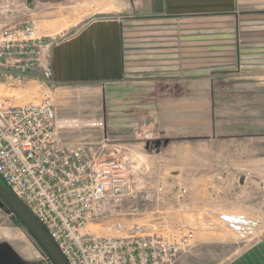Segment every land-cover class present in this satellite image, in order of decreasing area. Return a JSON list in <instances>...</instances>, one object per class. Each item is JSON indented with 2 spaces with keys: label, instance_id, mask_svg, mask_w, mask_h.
<instances>
[{
  "label": "crops",
  "instance_id": "crops-1",
  "mask_svg": "<svg viewBox=\"0 0 264 264\" xmlns=\"http://www.w3.org/2000/svg\"><path fill=\"white\" fill-rule=\"evenodd\" d=\"M246 1L240 43L228 15L116 19L111 0L113 7H94L108 17L80 20L45 54L51 84L96 83L89 93L105 97L107 135L131 158L151 162L161 201L172 192L179 203L186 193L192 208L221 209L240 234L204 235L175 264H264V231L252 232L264 223V0ZM76 20L66 13L48 29ZM141 127L169 141L142 152L131 140Z\"/></svg>",
  "mask_w": 264,
  "mask_h": 264
},
{
  "label": "built area",
  "instance_id": "built-area-1",
  "mask_svg": "<svg viewBox=\"0 0 264 264\" xmlns=\"http://www.w3.org/2000/svg\"><path fill=\"white\" fill-rule=\"evenodd\" d=\"M16 7L13 0H0V81L11 83L34 78L53 41L37 35L31 20L2 19ZM102 125L60 114L47 94L38 103L16 104L0 95V181L67 264H175L189 246L181 228L179 235L147 232L140 224L119 235L105 231L103 224L118 221L113 214L131 195L126 150L108 139L63 136Z\"/></svg>",
  "mask_w": 264,
  "mask_h": 264
},
{
  "label": "rangeland",
  "instance_id": "rangeland-1",
  "mask_svg": "<svg viewBox=\"0 0 264 264\" xmlns=\"http://www.w3.org/2000/svg\"><path fill=\"white\" fill-rule=\"evenodd\" d=\"M12 1V0H11ZM245 0H116L115 16L109 17L131 18L132 20L138 15V12L150 13L148 17L152 18H173L176 23H180L181 19L192 16H215L228 15L230 24L229 32L231 39L236 43L242 40L241 26L245 9L249 11L248 6H244ZM98 2V3H97ZM110 4L111 0H13L17 4V11L13 14L6 13L2 19L12 20L14 22L24 23L25 21H33L36 26V34L39 36H47L52 40L58 35L69 31L70 27L79 26V21H85L89 17L103 18L108 17L106 10H95L94 7L101 3ZM248 2V0L246 1ZM254 2V0H249ZM113 7V6H112ZM61 11V12H60ZM105 13H104V12ZM66 13L74 15L76 22H70V25L61 32H57L59 27L48 26V24H58V18ZM60 14V15H59ZM135 15V16H133ZM142 15V14H141ZM147 17V16H146ZM193 18V19H192ZM62 27L64 25H61ZM240 50L238 49V54ZM238 57V56H237ZM239 58V57H238ZM237 59L238 68L240 64ZM44 68H37L34 78L21 79L18 82L11 83V80L1 79L0 95L7 97L11 102H32L38 103L43 94L51 97L55 108L60 114L68 116H76L82 119H99L102 120V126L86 127L73 133L63 135L68 141L77 138H85L91 141H102L108 139L109 143H116L107 135L105 126L106 106L105 97L102 94L93 95L91 92L96 83L78 84L59 83L51 84L47 81L49 77L48 65L46 61ZM46 73V74H44ZM45 78V80H43ZM44 83H42V82ZM51 84V85H50ZM87 92V93H86ZM90 109H83L82 104L87 103ZM80 104V105H79ZM131 136L133 142H142V152L149 155L162 149V140L154 139L152 133L146 131L142 127L133 131ZM252 132V131H251ZM249 133V131H247ZM159 140L157 145L152 142ZM127 155V168L129 173L128 185L131 195L126 196L119 207L120 214H113L118 221L105 222L104 229L107 233L119 235L135 224L144 225L145 231L156 232L162 235H179L178 229L181 228L182 235H188V247H181L182 252H186L193 248V244L201 241L204 235H240L232 234L228 226L222 221L219 213H223L221 209L212 208L211 212L206 208H192L190 201L183 195L180 202L171 201L172 192L165 195L164 198L169 201L160 200V184L157 182L158 171H150L152 168L149 161H145L138 157L131 158V154L127 147H124ZM161 160L157 159V163ZM173 178V173H168ZM0 198V264H54L43 249L34 234L26 228V225L17 221V215L14 210ZM198 203V202H197ZM210 214H209V212ZM116 220V219H115ZM254 235H260L264 231V223L256 224L252 232ZM250 233V232H249ZM251 234V233H250ZM248 234V235H250Z\"/></svg>",
  "mask_w": 264,
  "mask_h": 264
},
{
  "label": "water",
  "instance_id": "water-1",
  "mask_svg": "<svg viewBox=\"0 0 264 264\" xmlns=\"http://www.w3.org/2000/svg\"><path fill=\"white\" fill-rule=\"evenodd\" d=\"M0 197H2L6 201L5 203H7L14 210L16 213L15 215H17L26 225V228H28L34 234V236L37 238L36 240L39 241L52 262L54 264H67L53 241L50 240V237L46 231L41 227L37 220L32 215H30V212L23 206L21 202H19L16 196L1 183ZM224 218L227 219L226 217Z\"/></svg>",
  "mask_w": 264,
  "mask_h": 264
},
{
  "label": "trees",
  "instance_id": "trees-1",
  "mask_svg": "<svg viewBox=\"0 0 264 264\" xmlns=\"http://www.w3.org/2000/svg\"><path fill=\"white\" fill-rule=\"evenodd\" d=\"M168 141H169V139H165V140L163 141V143H166V142H168ZM159 142H160L159 140H155V141H153L152 143H153L154 145H157ZM156 143H157V144H156ZM0 183L3 184L1 181H0ZM0 198L3 199L2 197H0ZM16 220L22 222V221L20 220L19 217H17ZM22 223H23V222H22Z\"/></svg>",
  "mask_w": 264,
  "mask_h": 264
},
{
  "label": "bare ground",
  "instance_id": "bare-ground-1",
  "mask_svg": "<svg viewBox=\"0 0 264 264\" xmlns=\"http://www.w3.org/2000/svg\"><path fill=\"white\" fill-rule=\"evenodd\" d=\"M226 215H228V213H227ZM228 216H229V215H228ZM228 216H227V217H228ZM223 217H224V216H223ZM227 217H226V218H227ZM231 217H232V215H231ZM227 219H229V218H227ZM243 220H246V219H243ZM249 220H251V219H249ZM232 221H233V220H232ZM247 221H248V219H247ZM251 222H253V221H251ZM229 223H230V221H229ZM235 223H236V222H235ZM241 224H242V223H241ZM243 224H244V223H243ZM245 224H246V223H245ZM249 224H250V223H249ZM229 225H230V224H229ZM247 225H248V224H247ZM232 226H233V225H232ZM236 226H237V225H236ZM242 227H243V226H242ZM245 227H246V226H245ZM249 228H250V227H249ZM245 231H246V230H245ZM245 231H244V232H245Z\"/></svg>",
  "mask_w": 264,
  "mask_h": 264
}]
</instances>
